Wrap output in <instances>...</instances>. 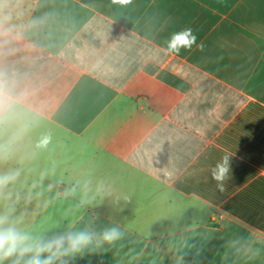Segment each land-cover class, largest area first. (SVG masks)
Masks as SVG:
<instances>
[{"label": "crops", "instance_id": "obj_1", "mask_svg": "<svg viewBox=\"0 0 264 264\" xmlns=\"http://www.w3.org/2000/svg\"><path fill=\"white\" fill-rule=\"evenodd\" d=\"M0 82L24 226L124 234L71 264H264V0H0Z\"/></svg>", "mask_w": 264, "mask_h": 264}, {"label": "clouds", "instance_id": "obj_2", "mask_svg": "<svg viewBox=\"0 0 264 264\" xmlns=\"http://www.w3.org/2000/svg\"><path fill=\"white\" fill-rule=\"evenodd\" d=\"M114 3L126 5L131 0H113ZM197 37L192 29L185 28L173 33L167 40V50L178 53L181 49L190 50L196 45ZM203 49V44L197 45ZM14 101L4 92L0 82V128L10 122ZM50 138L45 137L39 146L46 147ZM15 138L0 143V163L9 160L14 155ZM231 153L223 154L216 164L211 167V178L217 187L223 190L224 182L228 179L231 169ZM21 169L14 168L0 171V201H6L0 209V264H71L78 256L86 252H107L123 237V232L118 226H104L99 230L93 225L83 228L67 227L62 231L37 233L24 226L23 214H16V206L20 196L11 193L10 188L19 179ZM75 188L69 189L72 193ZM26 199H30L27 197ZM87 203L82 200L81 204ZM254 255L259 254L256 249Z\"/></svg>", "mask_w": 264, "mask_h": 264}]
</instances>
